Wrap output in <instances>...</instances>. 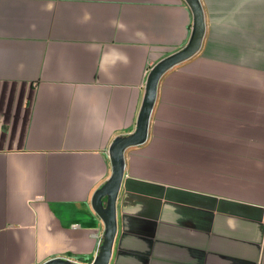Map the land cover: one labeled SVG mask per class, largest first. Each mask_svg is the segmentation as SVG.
<instances>
[{"label": "crops", "instance_id": "crops-1", "mask_svg": "<svg viewBox=\"0 0 264 264\" xmlns=\"http://www.w3.org/2000/svg\"><path fill=\"white\" fill-rule=\"evenodd\" d=\"M201 2L125 150L109 264H264V0ZM192 28L186 0H0V264L94 260L110 145Z\"/></svg>", "mask_w": 264, "mask_h": 264}, {"label": "water", "instance_id": "water-1", "mask_svg": "<svg viewBox=\"0 0 264 264\" xmlns=\"http://www.w3.org/2000/svg\"><path fill=\"white\" fill-rule=\"evenodd\" d=\"M193 13V28L187 43L158 60L150 69L145 84L143 102L135 129L117 136L109 148L111 174L96 190L92 204L103 218L105 232L98 254L90 264H109L115 236L117 233V198L125 169V150L127 147L142 143L148 136L150 118L157 97L158 83L165 71L175 64L191 57L201 47L206 30L205 13L201 0H186ZM42 264H82L70 258L57 256Z\"/></svg>", "mask_w": 264, "mask_h": 264}, {"label": "built area", "instance_id": "built-area-1", "mask_svg": "<svg viewBox=\"0 0 264 264\" xmlns=\"http://www.w3.org/2000/svg\"><path fill=\"white\" fill-rule=\"evenodd\" d=\"M77 225H78L77 222H74V223L72 224L73 227H74V226H77Z\"/></svg>", "mask_w": 264, "mask_h": 264}]
</instances>
